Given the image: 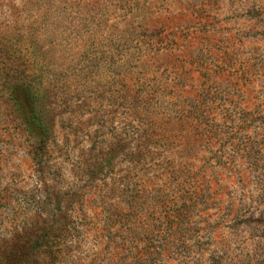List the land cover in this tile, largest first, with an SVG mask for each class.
I'll list each match as a JSON object with an SVG mask.
<instances>
[{
	"label": "rangeland",
	"instance_id": "obj_1",
	"mask_svg": "<svg viewBox=\"0 0 264 264\" xmlns=\"http://www.w3.org/2000/svg\"><path fill=\"white\" fill-rule=\"evenodd\" d=\"M33 92L44 148L16 101ZM9 248L264 264V0H0V264Z\"/></svg>",
	"mask_w": 264,
	"mask_h": 264
},
{
	"label": "trees",
	"instance_id": "obj_2",
	"mask_svg": "<svg viewBox=\"0 0 264 264\" xmlns=\"http://www.w3.org/2000/svg\"><path fill=\"white\" fill-rule=\"evenodd\" d=\"M25 93H21L19 96H17V104L20 107V109L23 111V115L25 117V121L26 124L29 126L31 132H35L38 135V141H37V146L44 148L49 140L50 137L52 136V126H53V120H51V118H44L40 113L39 110V105L36 102V98L35 96L36 93L33 92V94H29L30 98L27 96V98L25 97ZM148 139L150 138L147 137ZM169 138L171 139V137L169 136ZM172 143V142H171ZM152 152L151 150L148 148L147 149V155H150ZM174 167H172V171H174ZM208 180H205V183L207 184ZM195 185H198V183L195 181L194 182ZM198 187L195 186V191L197 190ZM12 248L9 249H5L3 250L4 253V257L1 260V264H21L20 259L22 257H24V255H28V252H22L20 254H14L11 252ZM46 252L44 253H39L37 254V257L39 259V261L44 262V258L43 257ZM33 255V254H31Z\"/></svg>",
	"mask_w": 264,
	"mask_h": 264
}]
</instances>
